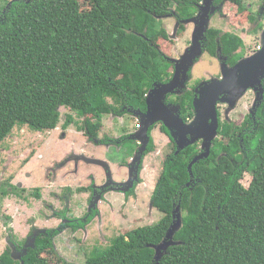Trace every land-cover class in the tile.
I'll return each instance as SVG.
<instances>
[{
  "label": "trees",
  "instance_id": "obj_1",
  "mask_svg": "<svg viewBox=\"0 0 264 264\" xmlns=\"http://www.w3.org/2000/svg\"><path fill=\"white\" fill-rule=\"evenodd\" d=\"M198 1L0 0V143L17 124L66 130L74 117L66 114L61 121L63 108L82 119L80 129L93 136L103 116L119 114L123 105L144 110L145 95L164 83L171 66L153 44L165 31L157 18L173 10L180 19L189 18ZM214 1L236 7L237 16L246 10L244 0ZM206 37L211 56L217 47L227 54L244 46L239 35L215 28ZM192 100L190 91L179 97L184 121L194 115ZM256 111L261 123L249 136L238 137V127L220 123L210 156L192 166V176L188 165L200 152L199 143L178 154L174 144L152 195L161 218L121 232L82 264H264V96ZM245 173L251 175L247 187L241 183ZM11 182H0V209L18 189ZM178 205L177 243L157 262L152 246L165 238ZM58 232L37 235L19 260L7 246L0 264H76L56 252Z\"/></svg>",
  "mask_w": 264,
  "mask_h": 264
},
{
  "label": "rangeland",
  "instance_id": "obj_2",
  "mask_svg": "<svg viewBox=\"0 0 264 264\" xmlns=\"http://www.w3.org/2000/svg\"><path fill=\"white\" fill-rule=\"evenodd\" d=\"M260 3L261 0H244L245 8L248 7L250 11L246 9L238 13L239 16L235 15L236 7L228 6L227 3L219 11L221 12L219 15L211 14L212 21L209 25L220 32H236L242 35L248 50L253 49L260 44V36L248 33L253 26L250 21L257 17L251 19L248 18V14L250 13L251 17L256 15ZM157 20L165 29V33L157 34L153 41L154 46L166 58L179 59L191 44L194 24L176 23L169 15L162 16L161 19L157 18ZM216 55L219 56L218 47ZM222 63V59L211 56L206 50L190 68L192 77L190 83L194 84L196 80L207 81L222 78ZM244 96L230 112L231 104L221 103L225 105L221 108L224 115L235 118L240 112L242 115L247 113L250 107L254 110L255 105L251 104L253 95ZM70 113L74 117V123L66 133L62 132V129L58 130L59 133L37 131L29 125L17 124L0 143V182L9 184L13 180L11 183L18 187L13 190L14 193L2 200L0 253L9 246L12 253L18 256L31 246L33 238L38 233L47 228L59 227L61 219H58L55 211L57 215L62 213H67V216L75 215L77 219L85 214L86 204L83 208L82 202L87 199L84 198V193H80L82 194L80 197H74L68 203V200L62 196L63 187L76 190L78 187L92 184L105 188L95 203L98 207H102L101 217L97 216L92 219L86 230L81 227L73 232L69 226H65L54 237L56 252L72 263H84L92 251L107 247L124 230L154 225L161 218V213L152 206L151 200L155 184L161 173V163L165 155L172 151V146L176 144L173 137L169 135L170 140L168 136L164 138L160 135L156 129L153 131L154 139L150 150L135 166L139 175H137L138 186H136L131 183V179L128 181L120 179L126 175V172L130 178L135 168H132V163L124 166L123 169L119 168V160L124 154L117 152V148H115L117 151L112 150V147L109 150L104 145H98L100 143L88 141L82 132L77 131L80 130L83 120L75 113L69 112L68 109L61 110V121L65 120L66 114ZM102 122L103 126L98 136L104 138V135H108L107 137L113 139H119L124 134H132L134 125L138 123L128 114L120 116L107 114L103 116ZM79 148L86 156L93 159L83 165L81 162L71 165L72 158L64 160L68 154L76 152ZM130 153L127 152L125 157ZM88 157L85 158L89 159ZM133 157L137 159L138 156L133 153ZM71 168L73 170L69 171ZM95 176H103L104 180L101 179V185H99L100 179H95ZM73 181L76 183L74 184ZM250 181L251 175L245 173L241 179L242 185L247 187ZM120 184L124 185L120 186ZM132 188L135 194L131 192ZM33 193H36L37 197ZM79 203L82 205L75 209ZM52 205L56 206L55 211ZM3 217L6 218V224H4ZM18 244H21V248Z\"/></svg>",
  "mask_w": 264,
  "mask_h": 264
},
{
  "label": "water",
  "instance_id": "obj_3",
  "mask_svg": "<svg viewBox=\"0 0 264 264\" xmlns=\"http://www.w3.org/2000/svg\"><path fill=\"white\" fill-rule=\"evenodd\" d=\"M215 11L214 0H202L198 6V12L194 16L181 20L184 24H194L191 44L179 59H171V62L175 63V72L172 80L167 84L157 87L152 93L149 92L146 113L139 112L137 115L141 126L134 135V139L142 141L141 152L144 150V145L147 142L149 127L157 122H162L168 130L169 135L175 140L176 154L190 145L201 142L200 152L193 157L188 165L190 176H192V166L210 156L213 142L218 137L219 117L217 105L219 103H230L229 112L232 111L237 106L239 99L250 88L257 91L255 103L259 100L261 102L263 99L264 30L259 39L261 48L253 55L240 60L232 67H229L226 63H222V78L203 81L197 86L193 99L194 116L191 121L187 123L183 121L179 114L180 107L178 105L169 107L163 101L168 92L174 89L181 91L185 88L186 82L189 80L190 68L203 55L204 46L201 41L205 39V34L210 24V16ZM220 52L221 50L218 47V53ZM140 154L137 159H140ZM181 218V209L178 205L173 210V222L168 228L165 238L158 245L152 246L155 250V261L158 262L161 259L169 246L177 243L173 241V237L182 226ZM36 236L33 238L30 247L34 246ZM28 248L18 256H15L11 250L12 257L16 260L21 259L26 254Z\"/></svg>",
  "mask_w": 264,
  "mask_h": 264
},
{
  "label": "flooded vegetation",
  "instance_id": "obj_4",
  "mask_svg": "<svg viewBox=\"0 0 264 264\" xmlns=\"http://www.w3.org/2000/svg\"><path fill=\"white\" fill-rule=\"evenodd\" d=\"M201 2L200 1H198L197 3L194 2L196 11L193 13L192 16H194L198 12V6L201 4ZM225 4L226 3L224 1L223 2L222 1H214V6H215L216 11H215V13L213 15H215V14L219 15L221 13L219 11H221V9H223ZM246 9L248 11H250V9L248 7ZM223 15H222V18H223ZM256 16H257L256 19H253V20L250 21L253 26L250 28V31H248V33L249 34L252 33L253 35H257V36L259 34V36H260L261 33L264 30V0H261V3L258 6V10L256 12ZM169 17L174 19L176 23H181V20H183V19L179 18V14L175 13L174 10L172 11L171 14H169ZM211 17H212V15L210 16V18ZM211 21H212V19H210V23H211ZM210 29H211V25H209V30ZM255 30H257V32ZM208 32H206V34H205V39H203L201 41L202 45L204 46V48H203L204 52L203 53H205V51H206V45H207V37H206V35H207ZM231 34L238 35L236 32L235 33H231ZM239 36L241 37V39L244 42V37L242 35H239ZM191 38H192V35H191ZM257 46H259L261 48V45L258 44L253 49H249L248 50V48L246 47L245 42H244V46L238 48L235 52H229L227 54L220 52L219 56L216 55L214 57H216V58L218 57V59H222L223 63H226L229 67H232L235 64H237L240 60L253 55L257 51V49H256ZM236 53L242 54V55H241L240 58H238L236 60H233V57L235 56ZM168 61L170 62L171 66L168 69V74L166 76L167 79L163 80V82H164L163 84L169 83L172 80V78L174 76V72H175V63L171 62V59H168ZM219 66H220V64H219ZM191 78H192L191 77V72L189 71V80L186 82L185 88L183 90H181V91H178V89H174L173 91L168 92L166 94V96L163 99V101L165 100V104L166 105H168L169 107L174 106V105H178L180 107V105H179V97H181L185 91H190L191 93H193V99H194L195 89L197 88V86L201 82H203L205 80H203V81L196 80L194 82V84H191L190 83ZM207 81H209V80H207ZM161 85L162 84H159V85H157L155 87L153 86V88L150 89V91L147 92V94L145 95L146 108L144 110H141V109H138V108L137 109H133V108H131L129 106L123 105L122 111L120 109L119 114H115L117 116H120L122 114H128L129 116H132L133 118H135L138 121V123L136 125H134V131H133L132 134L131 133H129L128 135L124 134V135H121L119 137V139L118 138L117 139H115V138L113 139V138L107 137L108 135H104V138H103V137H100V136H93L91 134H87L84 129H80V130H77V131L82 132L83 135L85 137H87L88 141H90V142H96L97 144L100 143L98 145H104V146H106V149H109V150H110V147H112V150H116L115 148H117L118 149V151L116 150L117 152L123 153L124 156H123V158H121L119 160L120 163L118 165L120 169H123L124 166H128L129 163H132L131 166H132V168H134L136 166V164H138L139 160H141V158H143L144 154L150 150V148L148 146L151 145V142L153 143V139L154 138H153L152 134H153V131L155 129L160 135L164 136V138H167V136L169 137L168 131L166 132L165 130L162 129V126H164V124L162 122H157V123H155V124H153L152 126L149 127V130H148V133H147V142L145 143V145H144L145 148H144V150H142V152L140 151L141 146H142V141L139 140V139H134V135L137 133V131L140 129V126H141V123H140L139 118H138L137 115L139 114V112L140 113H146V111L148 109V107H147V96H148L149 92L152 93L154 89H156L157 87H159ZM248 94H252L253 95V99H252V103L251 104L252 105L255 104V109L253 110L252 109L253 107L252 108L250 107L248 112L245 113L244 115H242V113L240 112V113L237 114V116L235 118H232L229 115L225 116L224 113L221 111L222 106L225 107V105H222L221 103H219L217 105V113H218V117H219V125H220V123H224V122L232 123L233 126L239 128V130L237 131V134H238L237 136L238 137H241L242 135H248V136L251 135L254 131L257 130V128L259 126V123H261V119L257 115V111H256V108H257V106L259 105V102H260V100H259V101H257L255 103V99L257 97V91H255L253 88H250L244 95L246 96ZM263 96H264V91H263ZM192 105H193V100H192ZM193 110H194V108H193ZM179 114H180V117L182 118L181 110H180ZM193 116L194 115H192L189 118H186L185 119L186 123L191 121L193 119ZM67 130H68V128L66 130H62V132L66 133ZM55 132L59 133L58 131H55ZM218 137H220V136L218 135ZM169 139H170V137H169ZM240 141H243V139H240ZM198 143H199V146H200L201 142H198ZM112 145H114V146H112ZM127 152H131V153L126 155V157H125V154ZM133 153H135V155H137V156L141 153L140 154V159H136L135 157H133ZM166 155H165L164 159L166 158ZM85 157H88V156H86V154L84 152H81V148H79V150H77L76 152L68 154L64 160L66 161L69 158H72L73 163H71V165H73V164H75L77 162L78 163L81 162V165H83L84 163L87 164L88 162H90L93 159V158H90V157H88L89 159H86ZM108 161L110 162L109 159H108ZM72 170H73V168H71L69 171H72ZM133 170H132L133 174H131L130 178H129L128 172H126V175H123L122 176L123 178H120V179L126 180V181L131 179V183H133L136 186H138V183H136V180H138V176H139L138 175V169L135 167ZM94 178L95 179H100L101 183L99 185L102 184V180L101 179H103V176H101V177L100 176H95ZM73 183L75 184L76 182L73 181ZM123 185L124 184H120V186H123ZM104 190H105V188L103 186H96V185H92V184L87 185L85 187L84 186L78 187L76 190L66 189L65 187H63L62 188V196L68 200V203H70V200H73L74 197H77V196L80 197L84 193L83 194V195H85L84 198L87 199V201L82 202L83 208L85 207V204H86L85 214H83L82 217H79V219L75 218L74 217L75 215L74 216H67L66 215L67 213H62V214H58L57 215V212L55 211V207L56 206L52 205V207H53V209L55 211V215L58 217V219H61L60 226L56 227V228H47V229H45V231H43L41 233H38L37 235H39V236L46 235V233H48V231H50V230H58V231L60 230L61 231L62 230L61 228H64L65 226H67V227L69 226L72 229L73 232L78 230L79 228L81 229V227H82V229L86 230V227L88 226V224L91 222L92 219L96 218L97 216H99V217L102 216L101 215L102 214V211H101L102 207H98V204H95V203L98 201V199L100 197V194L103 193ZM131 192L133 194H135V191H134L133 188H132ZM80 193H82V194L80 195ZM55 197H56V195H55ZM49 204H52V203H49ZM82 204L79 203L78 206L75 207V209H78ZM151 204H152V200H151ZM152 206H153V204H152ZM68 207H69V204H68ZM1 217L2 216H0V218ZM3 219L5 220L4 224H6V218L3 217ZM140 227H142V226H140ZM136 228H138V227H136ZM126 230L128 231V230H132V229H126ZM18 247L21 248V244H18Z\"/></svg>",
  "mask_w": 264,
  "mask_h": 264
},
{
  "label": "built area",
  "instance_id": "obj_5",
  "mask_svg": "<svg viewBox=\"0 0 264 264\" xmlns=\"http://www.w3.org/2000/svg\"><path fill=\"white\" fill-rule=\"evenodd\" d=\"M256 49L258 50V49H260V47H259V46H257V47H256Z\"/></svg>",
  "mask_w": 264,
  "mask_h": 264
},
{
  "label": "clouds",
  "instance_id": "obj_6",
  "mask_svg": "<svg viewBox=\"0 0 264 264\" xmlns=\"http://www.w3.org/2000/svg\"><path fill=\"white\" fill-rule=\"evenodd\" d=\"M198 143V142H197Z\"/></svg>",
  "mask_w": 264,
  "mask_h": 264
}]
</instances>
